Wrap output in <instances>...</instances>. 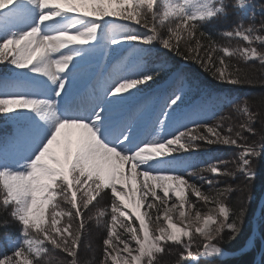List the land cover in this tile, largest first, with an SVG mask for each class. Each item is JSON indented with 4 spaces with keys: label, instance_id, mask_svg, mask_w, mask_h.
Segmentation results:
<instances>
[{
    "label": "snow or ice",
    "instance_id": "1",
    "mask_svg": "<svg viewBox=\"0 0 264 264\" xmlns=\"http://www.w3.org/2000/svg\"><path fill=\"white\" fill-rule=\"evenodd\" d=\"M230 9L253 21L218 30L244 42L235 48L205 30ZM257 11L264 16V0H0V120L8 124L0 132V229L18 226L0 233V264H161L176 247V264H222L224 245L240 239L250 217L251 194L233 197L256 180L264 112L247 97L214 98L211 82L199 103L181 109L190 88L181 65L218 85L264 88V73L234 62L264 68ZM109 57L108 77L75 101L76 83ZM158 81L167 86L143 91ZM214 99L244 119L216 118L207 109ZM206 145L238 153L195 159ZM240 176L243 187L221 182ZM93 222L98 256L85 244Z\"/></svg>",
    "mask_w": 264,
    "mask_h": 264
},
{
    "label": "trees",
    "instance_id": "2",
    "mask_svg": "<svg viewBox=\"0 0 264 264\" xmlns=\"http://www.w3.org/2000/svg\"><path fill=\"white\" fill-rule=\"evenodd\" d=\"M259 3V0H253L254 6H256ZM229 16L227 19H220L217 21H214L211 24H208L205 26V30L209 31L213 37L217 40L219 44L227 45L230 47H239L243 41L237 40V39H231L229 40L226 37H223L218 33V30L222 29H230L232 25L235 23L237 19L242 18L244 20L245 25L253 22L250 18L249 15L241 12L239 10H234L230 9L229 10ZM250 13V12H248ZM261 22H264V16H261V14L257 11L256 17H255V23L259 24ZM257 47H260L257 45ZM156 58V52L155 54L149 58V63L153 59ZM169 63L170 64H175V61H173L170 57ZM178 60V58H177ZM234 62L239 63L241 67L248 68L252 70L253 74L256 77H261V74L264 73V68H261L258 62H250L249 64H244L243 61L239 60L238 58H234ZM182 67H186L190 69L188 71V77L189 78H195L203 83L207 84L210 87L209 82H211V85H214V88H222L225 90V94L228 98L234 99L236 102L240 101L241 97H247L249 100V105L253 110H259L261 112H264V88L256 86V87H248V86H231V85H218L215 84L214 81H211V77L208 75V73L203 72L199 70L196 66L194 65H189V66H184L181 65ZM163 82V81H158V83ZM156 84L151 85L150 87H154ZM145 90V89H144ZM220 105V104H219ZM216 113V118H219L220 115L223 114H230L233 118L232 122L233 123H238L241 120L244 119L242 114L238 113L235 111V109L230 105L225 103L223 107L218 106V108L215 111ZM259 127V126H258ZM259 139V137H257ZM237 151L238 149L234 148L231 149L229 147H223V146H213L208 149H201L199 153L207 154L210 157V161L212 160H218V159H224V160H231L237 156ZM209 162V161H207ZM230 168H234V164H229L228 165ZM253 166L257 172V177L254 182H252L251 188L250 189H245V192L243 193H237L233 197L234 202H239L241 199H245L247 195L250 193L252 196V201L247 205L249 212H250V217L246 221L245 228H244V233L238 239L237 241L232 242L231 244H225L226 251H234L242 247V245L247 241L251 234V216L252 212L255 208L256 202L262 192L263 186H264V156L259 157V159L253 161ZM222 183H234L236 185H239L243 187L246 183V180L243 176H240L236 180H231L230 178L224 177L221 178ZM207 189V186H206ZM105 204L108 202V197H105ZM104 204V205H105ZM0 218H3V214H0ZM256 227H257V236L255 238V245L251 247L249 250H246L241 253H237L232 256L224 257L222 264H264V204L261 208L260 212V217L256 222ZM92 230L94 231L93 234H97L99 236V233L95 231V223L93 222V227ZM5 231L11 232L13 235H15L18 231V226L16 224H11L10 228L8 229H0V233H3ZM93 238L89 237V240L85 242L87 244L89 241L92 242ZM96 245L94 248L93 245V250L95 254L98 256L100 254V248H99V238L96 240ZM181 249L178 247L174 248L171 254H166L162 260L161 264H176L177 261V256L176 253H178ZM246 252V254H245ZM260 253L259 259L257 258V254ZM88 255H84L82 253L81 260L86 261ZM186 262H180V264H185ZM201 264H206V262L201 261Z\"/></svg>",
    "mask_w": 264,
    "mask_h": 264
},
{
    "label": "rangeland",
    "instance_id": "3",
    "mask_svg": "<svg viewBox=\"0 0 264 264\" xmlns=\"http://www.w3.org/2000/svg\"><path fill=\"white\" fill-rule=\"evenodd\" d=\"M252 4H253V0H252ZM254 6V4H253ZM255 7V6H254ZM248 12H251V9L248 10ZM243 43H241L239 46L243 45ZM156 50H154V54H155ZM153 54V55H154ZM117 54H113V57L116 56ZM113 57H109L108 59H101L98 63L94 62L88 69V73H87V77L82 80V81H78L76 83V85L73 88V99L75 101H79L80 97L83 96L86 92H88L89 90H91L93 87H96L97 89L99 88V85L101 83H103V81L108 77L109 73L111 72V65L114 63V59ZM7 70V66L6 65H0V72L6 71ZM189 82H190V88L186 89L187 92V99H186V103L184 105L181 106V109H184L186 107H191L192 105L199 103L200 102V94L202 92V90L204 89H209L210 87L203 83L202 81L195 79V78H189ZM167 85L164 82H160L157 83L156 86L154 87H150V88H146L145 90H143L145 93H149L152 91H155L157 89H163L165 88ZM211 90L213 91V96L215 97H220V98H224L227 97L225 94V90H223L222 88L218 89V88H211ZM220 104V101H216L214 99L213 103L209 104L207 106L208 111H216V109L218 108ZM8 131V124L6 121L0 120V132H7ZM213 146H204L202 149H208L210 150V148ZM218 148V146H217ZM230 148V147H229ZM234 149V148H231ZM238 153V151H237ZM194 158L202 161V162H207L210 161V157L207 154H203V153H196L194 154ZM264 188V186H263ZM206 189V186H205ZM263 190V189H262ZM261 195V194H260ZM260 197V196H259ZM259 199V198H258ZM258 202V200H257ZM257 202L255 205V208L252 212V216H251V228H252V221L256 212V208H257ZM105 204V200H102L100 202L99 205H97V208H101L103 207ZM97 209L94 208L92 209V213H95ZM261 212V211H260ZM260 215L257 217V220L259 219ZM256 222H255V226H256ZM153 227H155V225H152ZM93 227V226H92ZM252 232V231H251ZM94 231L92 230V235L90 236V238H93L92 240V244L96 245V240L97 238H99V236L97 234H93ZM254 237V241L255 238L257 236V231L255 229V231H253L249 238ZM248 238V239H249ZM247 239V241H248ZM246 241V242H247ZM228 252V251H226ZM91 258V254L88 255L87 259ZM186 264V263H185Z\"/></svg>",
    "mask_w": 264,
    "mask_h": 264
},
{
    "label": "water",
    "instance_id": "4",
    "mask_svg": "<svg viewBox=\"0 0 264 264\" xmlns=\"http://www.w3.org/2000/svg\"><path fill=\"white\" fill-rule=\"evenodd\" d=\"M263 204H264V188H263L261 195H260L258 202H257L256 212H255V215H254V218L252 221L253 222L252 229H251L252 232L255 231V222H256L257 217L260 215V211H261ZM256 231H257V229H256ZM251 241H254L253 237H251ZM241 249H242V247L237 249V250H234V251H228L225 257L232 256V255H235L237 253H241V252L246 251V250L242 251ZM247 250H249V249H247ZM259 257H260V253L257 254L258 259H259Z\"/></svg>",
    "mask_w": 264,
    "mask_h": 264
},
{
    "label": "bare ground",
    "instance_id": "5",
    "mask_svg": "<svg viewBox=\"0 0 264 264\" xmlns=\"http://www.w3.org/2000/svg\"><path fill=\"white\" fill-rule=\"evenodd\" d=\"M142 131H147V128L142 129ZM255 229H257L256 226H255ZM252 237H253V236H252ZM253 239H254V237H253ZM249 240H251V238H249L248 241H249Z\"/></svg>",
    "mask_w": 264,
    "mask_h": 264
}]
</instances>
